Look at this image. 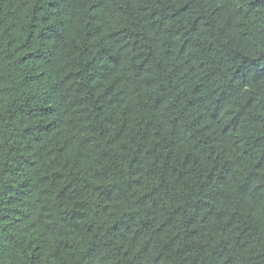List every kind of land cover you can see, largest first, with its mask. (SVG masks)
Returning <instances> with one entry per match:
<instances>
[{
  "label": "trees",
  "instance_id": "trees-1",
  "mask_svg": "<svg viewBox=\"0 0 264 264\" xmlns=\"http://www.w3.org/2000/svg\"><path fill=\"white\" fill-rule=\"evenodd\" d=\"M0 264H264V0H0Z\"/></svg>",
  "mask_w": 264,
  "mask_h": 264
}]
</instances>
